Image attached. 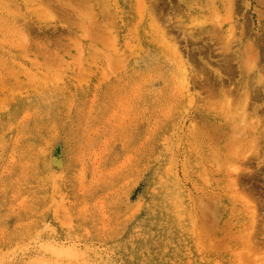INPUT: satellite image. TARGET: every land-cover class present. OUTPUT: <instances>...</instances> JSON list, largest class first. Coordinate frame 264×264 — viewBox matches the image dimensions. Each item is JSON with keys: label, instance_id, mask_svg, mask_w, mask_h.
I'll return each instance as SVG.
<instances>
[{"label": "rangeland", "instance_id": "374dc122", "mask_svg": "<svg viewBox=\"0 0 264 264\" xmlns=\"http://www.w3.org/2000/svg\"><path fill=\"white\" fill-rule=\"evenodd\" d=\"M143 1L0 0V264H264V0Z\"/></svg>", "mask_w": 264, "mask_h": 264}, {"label": "bare ground", "instance_id": "6f19581e", "mask_svg": "<svg viewBox=\"0 0 264 264\" xmlns=\"http://www.w3.org/2000/svg\"><path fill=\"white\" fill-rule=\"evenodd\" d=\"M83 2H88V5H89V8L91 9V11L93 12V14H95V6L93 5V3H92V0H82ZM144 2V4H143V7L144 6H148L149 8H150V4H147V1L146 0H144L143 1ZM224 3H225V10H226V12H230V10L232 9V4H233V0H224ZM213 6V5H212ZM214 7V6H213ZM201 8V7H200ZM215 9V11H217L218 10V8H217V6L214 8ZM217 9V10H216ZM101 10V9H100ZM152 10H154V9H152ZM195 11H197V9L196 8H189V11H188V13L189 14H191L192 12H195ZM219 11L220 10H218L217 11V13L215 12V16L219 13ZM218 19H220V18H218ZM224 26H225V28L223 27V29L221 28V30H222V34H221V38L225 41V43L227 44V45H229L230 43H231V41H232V37L234 36V27H235V23H234V19H233V16L231 15V14H229L228 15V18H227V20H226V23H224L223 24ZM222 27V26H221ZM164 28V27H163ZM162 34L164 35L165 34V29H163V31H162ZM168 40V44H170L171 46H172V48H173V50H174V52L181 58V59H179V60H182V52H181V50H180V47H179V45H178V43H176L175 41H173V40H169V39H167ZM183 61V60H182ZM186 74V76H187V73H185ZM187 78V77H186ZM257 78H258V81L259 82H261V85L257 88V90H259V88H261V87H263V74L262 73H259V75L257 76ZM187 86H188V84H187ZM189 87V86H188ZM253 91H254V89H253ZM256 91V90H255ZM245 101H247L248 102V98H250V96H249V92L248 91H246L245 92ZM254 103V102H253ZM253 103H251V104H253ZM254 105V104H253ZM244 106H246V102L244 103ZM252 106V105H251ZM253 107V106H252ZM240 108V107H239ZM242 113V112H241ZM233 182H234V184H236V178L235 177H233ZM248 213L250 214V216H251V218H252V220H254L255 219V207H250V209H249V211H248ZM253 226V224H251L250 225V228ZM65 245V244H64ZM52 247V246H51ZM79 251V250H78ZM58 252L60 253V254H66V255H68V257L69 256H76V253H75V251H74V249H71V248H59L58 249ZM87 255V254H86ZM88 257V256H87ZM242 258V257H241ZM241 258L240 257H238V260H237V263L236 264H244L243 263V261L241 260ZM256 264H258V263H256Z\"/></svg>", "mask_w": 264, "mask_h": 264}]
</instances>
